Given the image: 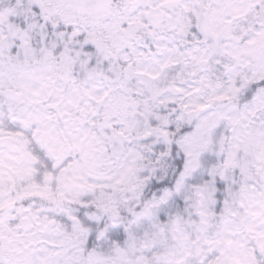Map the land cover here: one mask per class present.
<instances>
[{
	"label": "snow or ice",
	"instance_id": "obj_1",
	"mask_svg": "<svg viewBox=\"0 0 264 264\" xmlns=\"http://www.w3.org/2000/svg\"><path fill=\"white\" fill-rule=\"evenodd\" d=\"M0 264H264V0H0Z\"/></svg>",
	"mask_w": 264,
	"mask_h": 264
}]
</instances>
